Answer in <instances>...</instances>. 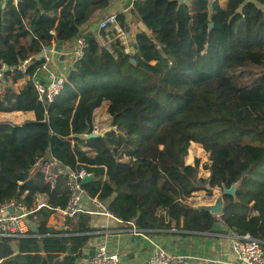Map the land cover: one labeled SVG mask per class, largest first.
Here are the masks:
<instances>
[{
	"label": "trees",
	"instance_id": "obj_1",
	"mask_svg": "<svg viewBox=\"0 0 264 264\" xmlns=\"http://www.w3.org/2000/svg\"><path fill=\"white\" fill-rule=\"evenodd\" d=\"M111 3L6 0L1 8L0 1V114L33 115L20 125L0 122V204L31 205L35 192L45 193L31 170L53 157L92 175L85 193L140 233L174 229L207 236L222 225L264 248V0H226L225 8L220 0H133L126 6L137 29L129 55L117 41L110 53L87 30ZM116 17L120 27L129 26L125 14ZM79 37L87 48L63 90L51 103H39L33 77L43 61L35 57L53 42ZM243 75L245 82L233 83ZM102 104L114 129L82 147L81 136L92 130ZM191 144L204 151L206 176L199 175V160L185 163ZM234 183L235 197L223 195L220 216L188 202L196 192L210 195ZM67 199L64 185L46 193L34 232L0 238V264H79L94 229L48 226Z\"/></svg>",
	"mask_w": 264,
	"mask_h": 264
},
{
	"label": "built area",
	"instance_id": "obj_2",
	"mask_svg": "<svg viewBox=\"0 0 264 264\" xmlns=\"http://www.w3.org/2000/svg\"><path fill=\"white\" fill-rule=\"evenodd\" d=\"M14 4L17 0H12ZM101 32H105L102 35ZM95 33L98 42L110 53H112L111 44L115 41L123 48L125 54H132L133 48L130 45L129 33L126 29L120 27L116 14H110L101 18L95 27ZM51 35L54 32H50ZM53 43L51 46L43 47L40 60L43 61L42 69L48 70L53 52ZM87 44L84 38L79 37L75 40L73 50L69 55V65L72 68L84 55ZM30 59L23 61L19 70L22 74L26 72V67ZM4 67L0 69V79L3 76ZM64 80L54 75H50L48 82H42L33 79V86L37 92V101L39 103H51L57 95L63 90ZM101 110V106L97 108ZM110 126H111V119ZM109 130H100L99 127H93L91 131L84 133L81 140L84 141L90 135L104 136ZM32 174L38 173L43 180L45 193L35 192V199L31 205H26L22 201L10 200L0 204V238H12L15 240L28 237L32 230V224L36 221L35 213L46 205V193H52L60 189L63 185L67 188L68 199L63 208H56L54 214L66 220L77 217L80 214L101 215L106 219L112 220L116 224H123L120 219L114 217L104 202L97 197L91 199L93 210L87 211L83 203L85 191L83 190L82 180L90 175L84 170L73 171L66 165H61L53 157L38 160ZM136 234L138 231L134 230ZM149 242H151L149 240ZM153 244V253L146 261V264H190L191 257L176 255L170 253L160 245ZM230 248L233 261L228 264H264V248L261 242L250 235L243 236L232 235L230 237ZM85 264H125L119 255L109 252L105 246H100L89 257Z\"/></svg>",
	"mask_w": 264,
	"mask_h": 264
},
{
	"label": "crops",
	"instance_id": "obj_3",
	"mask_svg": "<svg viewBox=\"0 0 264 264\" xmlns=\"http://www.w3.org/2000/svg\"><path fill=\"white\" fill-rule=\"evenodd\" d=\"M132 1L133 0H112L111 6L105 12H103V14L104 16H107L122 11L121 13L127 16L129 26L131 28H135L136 20L133 25H131L134 19H131V15L128 13L129 8L126 7L127 4L130 5ZM180 1L184 2L185 4H190L192 2V0ZM225 6L226 0L225 2H223L222 7L225 8ZM96 24L89 25L87 30L90 32H95ZM129 26L126 27V30L130 35L131 31ZM138 27L141 31L147 33L145 27L141 23H138ZM134 37L135 34H132L131 38L134 39ZM74 44L75 41H72L69 44H63V59H56L54 61V58L51 54V62L48 65V70L39 68L35 72L33 78L42 82H48L50 80V75H54L55 77L62 78L65 81L67 72L71 69L69 65V55L73 50ZM53 45V47H55L56 43L53 42ZM40 54L41 53H39L35 58L40 59ZM24 83V79L17 81V83L15 84V91L18 92L22 88ZM102 108L103 107H101V110H96L94 113L93 127H98L99 122L97 121L96 116H99L97 112L102 111ZM103 113L105 117L109 118L106 114V108L104 109ZM32 119L33 115L31 113L10 112L0 114V122L9 121L13 125H20L27 121H31ZM85 140L82 141V143L80 144L82 147L85 144ZM199 175L201 176L202 174L199 173ZM196 193L193 194V198ZM91 199L92 198H90L85 193L83 197V203L85 209L88 212L93 210V204L91 202ZM193 204L196 208L197 204ZM205 204H211V202ZM80 215L84 216L82 218L74 217L70 218V220H64L59 216L53 214L48 220V226L56 230L62 228L71 230V228L74 227L75 224L77 225L78 223H80L82 225L94 229V231L87 233L88 235L93 237H91L87 246L83 250V258L86 259L90 255H92L98 249V247L105 246L109 252L119 255V257L125 264H146V261L153 253V244H151L152 242L156 245L162 246L170 253L191 257L192 259L190 264H228L233 261L230 248V237L232 235L231 232L225 230L222 225H218V233H212L211 235L207 236H203L201 234L196 233H191L189 236L181 235L182 232L176 231L174 229L155 231L153 230L147 232V234H143L140 232L136 234L134 232V230L136 229L131 227V225L124 223L116 224L112 220L106 219L101 215ZM32 230V232L35 231L34 223L32 224ZM149 240L151 242H149ZM86 259L84 260L86 261Z\"/></svg>",
	"mask_w": 264,
	"mask_h": 264
},
{
	"label": "rangeland",
	"instance_id": "obj_4",
	"mask_svg": "<svg viewBox=\"0 0 264 264\" xmlns=\"http://www.w3.org/2000/svg\"><path fill=\"white\" fill-rule=\"evenodd\" d=\"M223 2H225V0H220V5L223 6ZM122 11H120L119 13H121ZM101 16V15H100ZM135 22V20H133V22L131 23V25H133V23ZM130 28V35L132 36V34H136L137 32V29L135 28ZM133 29V30H132ZM129 35V40H130V45L132 46V42L134 41L133 38H131V36ZM131 38V39H130ZM54 61L56 59H53ZM234 74V73H239V70L235 71H231V74ZM252 77L254 76H249V79H252ZM247 80V77H245L243 75L242 76H238L235 80H232L234 84L236 85H241L242 82H245ZM103 107L102 111H99L97 112V114L99 116H96L97 117V121L99 122L98 123V127L100 128V130H109L110 128V119L105 117L104 116V109L106 108V105L105 104H102ZM102 114V115H101ZM195 160H199V163H200V173L202 174L201 176H206L207 175V170L206 169H203L204 168V165L205 164H208L207 160H206V157H205V154H204V151L196 144H191L189 149H188V154H187V157L185 158V163L186 164H193V162ZM222 189H219V188H215L211 194L209 195L208 193L204 192V191H201V192H198L195 194L194 198L193 196L188 200L189 203H196L197 206H201L205 203H213L215 201V199L218 197V196H221L222 195ZM84 259L86 258H82V261L80 262L81 264H84Z\"/></svg>",
	"mask_w": 264,
	"mask_h": 264
},
{
	"label": "water",
	"instance_id": "obj_5",
	"mask_svg": "<svg viewBox=\"0 0 264 264\" xmlns=\"http://www.w3.org/2000/svg\"><path fill=\"white\" fill-rule=\"evenodd\" d=\"M5 1L6 0H2L1 8L5 7ZM62 46H63L62 42L56 43L55 47L53 48V52H52V57L54 59H59V60L63 59L64 56L62 54ZM132 63H134V61H132ZM98 137H99L98 135H90V136H88L87 139L98 138ZM92 179H93L92 175L86 176L82 180V185L88 184L89 182L92 181ZM238 185H239V183H234L229 188L222 186V192H223L222 195L218 196L213 203L203 204V205L198 206L196 208L197 209H204V210L208 211L211 215H214V216L221 215L223 208H224L223 195L231 196L234 198L235 197V191H236Z\"/></svg>",
	"mask_w": 264,
	"mask_h": 264
}]
</instances>
